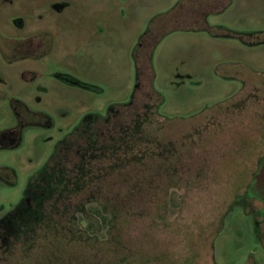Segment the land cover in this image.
<instances>
[{
  "label": "rangeland",
  "instance_id": "374dc122",
  "mask_svg": "<svg viewBox=\"0 0 264 264\" xmlns=\"http://www.w3.org/2000/svg\"><path fill=\"white\" fill-rule=\"evenodd\" d=\"M114 112L144 121L121 144L136 155L96 170L111 208L75 213L89 242L41 222L0 264H264L246 191L264 155V0H0V218L59 141Z\"/></svg>",
  "mask_w": 264,
  "mask_h": 264
},
{
  "label": "trees",
  "instance_id": "16d2710c",
  "mask_svg": "<svg viewBox=\"0 0 264 264\" xmlns=\"http://www.w3.org/2000/svg\"><path fill=\"white\" fill-rule=\"evenodd\" d=\"M115 114L117 115V113L112 114L113 117H110V114L105 119L91 120L55 145L53 157H50L48 165L27 183V189L30 192H26L25 197L30 198V205L26 200H22L13 210L0 218V245H9L11 241L15 242L18 238L27 239L34 231L31 232L25 228L32 229V226L35 228L41 222L46 226L56 223L59 228L62 226L65 230L72 232V240L80 242L78 240L84 239L85 242H89V238H85L87 228L84 230L74 227L75 213L79 212L82 216L86 204L90 202H96L105 212L108 210L109 201L100 195L98 182L94 180L99 175L96 174V170L105 160L115 161L118 156L123 162L134 155L135 146L124 151L121 144L129 143L133 134L137 133L134 130L136 124H143L144 121L137 115L130 123L120 126L114 120ZM100 125L108 131L113 127L116 137H110L108 142L101 144L97 135V127ZM71 154H75L77 163L68 167L66 164ZM52 158L53 167L51 166ZM92 184L96 185L94 186L96 191L91 187ZM86 190L88 192L85 193ZM36 191L37 193H34ZM82 193L86 194V197L72 204L74 208L69 211L71 198ZM114 207L116 208V205ZM109 212L112 218L116 216L114 210ZM85 219L90 228L98 223L88 217Z\"/></svg>",
  "mask_w": 264,
  "mask_h": 264
},
{
  "label": "flooded vegetation",
  "instance_id": "af4514ba",
  "mask_svg": "<svg viewBox=\"0 0 264 264\" xmlns=\"http://www.w3.org/2000/svg\"><path fill=\"white\" fill-rule=\"evenodd\" d=\"M19 43H22V42H19ZM22 44H27V42L26 41H23V43ZM14 46H16V45H14ZM21 47V45H17V48L15 49V50H17V49H19ZM14 48V47H13ZM29 51V50H28ZM32 52H29V54H31ZM28 54V53H27ZM27 54H20V55H27ZM33 54V53H32ZM114 113H116V112H114ZM113 113V114H114ZM110 116V113L109 114H107V116ZM116 115V114H115ZM107 116H105L104 118H102V119H105ZM11 135H13L12 133H11ZM11 135H9L10 137L9 138H12L13 136H11ZM4 137V136H3ZM5 138V137H4ZM4 138H2L1 137V139L0 140H2V139H4ZM53 151H54V149H53ZM53 151L51 152V155L49 156V158H48V160L46 161V163L44 164V166L40 169V170H38L34 175H32L31 177H30V179L31 178H33L34 176H36V174L39 172V171H41L44 167H46V165H48V161H49V159H50V157L52 156L53 157ZM51 166L53 167V158H52V160H51ZM262 166H264V155L262 156V158H260V160H259V164H258V168H257V171H256V173L253 175V177H252V179H251V183L249 184V185H247V187H246V191H248L249 192V194H250V196L252 197V199H255L256 201H258V202H260L261 203V209L259 210V215L263 218V220H264V173H260L259 174V171H260V168L262 167ZM51 170V169H50ZM52 171H53V168H52ZM260 176V177H259ZM29 182V181H28ZM27 182V183H28ZM38 191V190H37ZM37 191L36 192H34V193H37ZM28 193V192H30L28 189H27V186H26V188H25V191H24V194L25 193ZM29 200H30V198H26V202H27V204L29 203Z\"/></svg>",
  "mask_w": 264,
  "mask_h": 264
},
{
  "label": "water",
  "instance_id": "95a60500",
  "mask_svg": "<svg viewBox=\"0 0 264 264\" xmlns=\"http://www.w3.org/2000/svg\"><path fill=\"white\" fill-rule=\"evenodd\" d=\"M260 173H264V166H262L261 168H260V171H259V174ZM260 177V176H259Z\"/></svg>",
  "mask_w": 264,
  "mask_h": 264
}]
</instances>
